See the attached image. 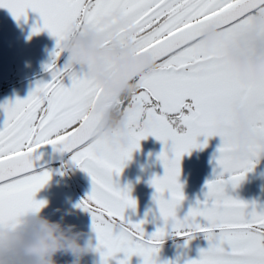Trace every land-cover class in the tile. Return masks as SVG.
<instances>
[{
	"label": "snow or ice",
	"instance_id": "6c2138e0",
	"mask_svg": "<svg viewBox=\"0 0 264 264\" xmlns=\"http://www.w3.org/2000/svg\"><path fill=\"white\" fill-rule=\"evenodd\" d=\"M0 8L18 23H26L29 12L37 14L30 36L47 31L56 41L52 61L44 66L51 79L37 82L24 99L0 104V224L14 225L45 206L35 196L51 173L37 170L36 153L51 145L55 152L69 153L70 162L90 178V192L76 207L91 217L101 264H131L133 256L141 264H160L158 253L167 236L183 238L187 247L196 234L203 235L207 247L184 264H264V207L257 210L254 202L228 193L259 161L255 146L241 154L231 137L244 124L264 137V82L244 84L216 57L197 50L213 26L229 38L250 27L251 17L264 12V0H0ZM117 12L134 31L115 20L99 27L101 16ZM93 29L108 37L105 46L131 42L137 53L149 52L158 65L152 74L138 78L135 95L111 105L129 112L130 143L124 148L97 135L104 114L94 104L103 90L74 71L70 61L57 66L63 41ZM236 104L249 109L246 121L233 117ZM219 117L227 121L223 128L217 124ZM149 136L164 146L157 157L164 174L149 181L162 221L151 234L144 230L146 220L134 222L125 215L127 209L135 211L137 202L130 186L121 188L116 179ZM211 137L220 139L213 176L205 183L203 200L180 218L177 210L185 199L179 182L181 159L207 147Z\"/></svg>",
	"mask_w": 264,
	"mask_h": 264
},
{
	"label": "clouds",
	"instance_id": "9594fccd",
	"mask_svg": "<svg viewBox=\"0 0 264 264\" xmlns=\"http://www.w3.org/2000/svg\"><path fill=\"white\" fill-rule=\"evenodd\" d=\"M113 20L134 31L119 12L101 16L98 25L106 28ZM107 40L106 35L94 29L73 34L63 41L62 54H66L74 71L86 74L103 90L94 104V110L104 114L97 135L113 147L124 148L130 143L129 112L111 105L117 98L135 95L139 91L138 78L152 74L158 65L149 52L137 53L131 42L124 46H105ZM197 50L216 57L244 84L264 82V12L255 13L251 26L234 31L230 38L217 26L207 29ZM232 115L246 121L249 109L233 105ZM217 124L223 128L227 121L219 117ZM231 140L241 154L255 146L259 158H264V137L256 136L247 124ZM74 227L65 224L63 217L49 220L40 211L24 215L14 225L0 224V264H56L54 257L58 253L71 256L70 264H82L85 256L95 252V247L90 239L73 231Z\"/></svg>",
	"mask_w": 264,
	"mask_h": 264
},
{
	"label": "flooded vegetation",
	"instance_id": "af4514ba",
	"mask_svg": "<svg viewBox=\"0 0 264 264\" xmlns=\"http://www.w3.org/2000/svg\"><path fill=\"white\" fill-rule=\"evenodd\" d=\"M45 32L48 33L47 31L40 32V42L43 40L42 35L45 34ZM52 41V45H50L48 49L45 50L46 52H42L44 56L50 55L53 52L56 44L55 38H53ZM37 58L40 59V56ZM13 61L14 62L4 61V63L0 64V104H4L6 102V98L11 96L14 92L20 94V99H24L28 95L27 88H24L25 85L40 82V79H47V81L51 79L50 73L46 71L44 67L45 65L51 63L49 61H37V64H34L35 61H26L21 59H14ZM64 61H67L66 54H62L61 57L58 58L57 66L60 67L64 65ZM67 82L68 81L66 80L65 83ZM14 97H18V95H15ZM10 101H12V99ZM2 119H4V115L3 112L0 111V121ZM153 144L154 143L151 141L148 142L146 140H142L140 141V148L148 147L150 149ZM204 153L207 155L210 153V151L207 149L204 151H202V149H194L190 154L185 155L186 159H189L194 163H190L191 166L198 168L200 166L199 163L202 162V154ZM40 170H48L51 173V178L48 183L40 191H38L35 196L37 200H43L46 202L45 206L40 210V215L48 218L49 220H60L61 217H63V222L65 224L75 226L73 231L83 234L84 239H90L93 242V239L95 240V234L91 235L90 232H86L87 222L86 225L80 228L78 227V224H81V219L76 217V215H78L83 219H89V223L91 224L90 215L76 207L77 203L90 192V178L86 173L82 172L70 162L69 153L62 159L61 162L53 163ZM123 170L126 171L125 167ZM251 177L252 178L249 182L241 181L238 185V187L247 186L248 188L242 190L237 189L234 191L231 189V187H229V195L248 189L252 190L254 188H262L260 186H264V182H262L260 185H253L250 187L252 184H256V181L260 180V176L252 175ZM180 183L182 187H185L183 181H180ZM195 186L196 188L191 193L185 191L182 188L184 197H192L196 201H202L206 188H204L202 192L201 180L195 182ZM135 192L136 191H133L130 195L136 200L137 207L134 212L132 209H127L125 215L134 222L138 220H146V223L144 224V230L147 234H151L156 230L157 227L162 225L158 210L152 198L144 194H135ZM190 207L191 206L185 207L183 204H181L177 210V216L182 218ZM202 238V234H196L192 240H198ZM192 240L188 246L193 243ZM183 246V238L173 235L167 236L160 246V251L158 253V260L160 264L170 261L171 257L176 259V264H184L186 259L198 258V255L189 254L186 252L183 249ZM57 255L67 256L72 259V257L68 255L59 253ZM57 255L55 257H57ZM92 255L93 253L85 256L82 260V263L90 264ZM95 255L100 256L97 252ZM122 258L123 254H119V259ZM134 259L140 260L139 257L133 256L131 258V264L134 263ZM92 260H95L93 264H101L100 259L93 257Z\"/></svg>",
	"mask_w": 264,
	"mask_h": 264
},
{
	"label": "rangeland",
	"instance_id": "374dc122",
	"mask_svg": "<svg viewBox=\"0 0 264 264\" xmlns=\"http://www.w3.org/2000/svg\"><path fill=\"white\" fill-rule=\"evenodd\" d=\"M38 21L39 16L35 13L29 12L27 22L25 23L23 20H21L18 23L13 19L11 14L6 9L0 8V64L4 63V61L14 62V59L35 61L34 64H37V61H52V53L50 55L44 56L42 52L45 53V50L48 49L50 45H52L53 37L50 36L49 33L45 32V34L42 35L43 40L40 42V33L30 36L32 26ZM38 56H40V59L37 58ZM65 62L66 61H64V64ZM60 67H63V65ZM41 81L47 82V79H40V82ZM36 84L37 83L28 84L25 85L24 88H27L29 93V91L34 88ZM15 95H18V97H14ZM16 98H20V94L14 92L11 96L6 98V101H10L11 99L14 100ZM2 121L3 119L0 121V124ZM144 140L148 142L151 141L154 143L153 146L150 149L145 147L134 151L131 160L126 162V171L122 170V173L116 179H118L119 184L121 183V188L130 186V194H132L133 191H136L135 194H144L152 198L154 189L150 185L149 181L153 176H162L164 174L162 164L157 158L164 146L152 136H149ZM199 140L202 141L203 137L199 138ZM219 144V137H211L208 139L207 147L203 148L202 151L207 149L210 151V153L207 155L205 153L202 154V162L199 163L200 166L198 168L191 166L190 163H194L191 160L186 159V155L182 157L180 162L181 171L179 182L183 181L185 187L182 188L185 191L191 193L196 188L195 182L201 180L203 192L206 181L211 179L213 176V169L215 167V160L213 157L217 153ZM261 171H264V158H259V161L255 164V167L246 175ZM260 187L262 188H254L252 190L248 189L230 195L242 201L248 202L249 204L254 202L257 205V210H259L260 207H264V186ZM196 202L197 201L194 198L188 197L185 198L181 204H183L185 207H188L194 206ZM76 217L81 219V224H78V227H83L87 222L86 232H90L91 235H93L94 233L91 230L89 219H83L78 215H76ZM192 241L193 243L191 245L187 247L183 246V249L189 254L198 255L199 249L207 247V241L204 238ZM92 244L95 247L96 241L94 239ZM95 253L96 252H93L92 258L95 257L100 259V256H96ZM54 259L56 260V264H70L71 262V258L62 255H57V257ZM117 259H119V254H117ZM170 259V261L176 260L173 257ZM91 260L90 264H93L95 260ZM109 264H116V262L115 260H111ZM133 264H141V262L140 260L134 259Z\"/></svg>",
	"mask_w": 264,
	"mask_h": 264
},
{
	"label": "water",
	"instance_id": "95a60500",
	"mask_svg": "<svg viewBox=\"0 0 264 264\" xmlns=\"http://www.w3.org/2000/svg\"><path fill=\"white\" fill-rule=\"evenodd\" d=\"M38 156H40V159L37 161L38 164V169H43L53 163L56 162H61L62 159L68 154V153H59V152H55L52 148L51 145H45L43 147H41L40 149H38L37 153ZM255 175V176H260V180L256 181V184H252L250 187H252L253 185H260L262 182H264V172H259V173H255V174H249L246 175L245 178L242 180V182H249L251 180V176ZM230 187V186H229ZM248 188L247 186H242V187H238L235 190L239 189H245ZM234 190V191H235Z\"/></svg>",
	"mask_w": 264,
	"mask_h": 264
}]
</instances>
